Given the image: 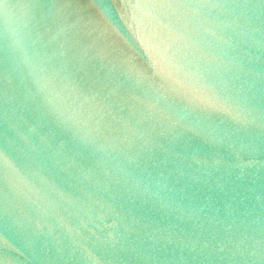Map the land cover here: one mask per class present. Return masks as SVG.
<instances>
[{"label":"water","instance_id":"1","mask_svg":"<svg viewBox=\"0 0 264 264\" xmlns=\"http://www.w3.org/2000/svg\"><path fill=\"white\" fill-rule=\"evenodd\" d=\"M0 264H264V0H0Z\"/></svg>","mask_w":264,"mask_h":264}]
</instances>
